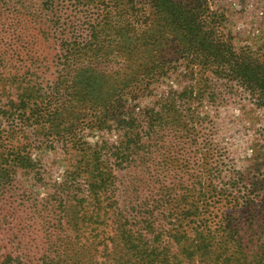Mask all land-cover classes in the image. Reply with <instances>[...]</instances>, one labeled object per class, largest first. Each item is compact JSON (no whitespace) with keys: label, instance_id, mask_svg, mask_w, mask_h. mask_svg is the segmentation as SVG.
I'll return each instance as SVG.
<instances>
[{"label":"trees","instance_id":"1","mask_svg":"<svg viewBox=\"0 0 264 264\" xmlns=\"http://www.w3.org/2000/svg\"><path fill=\"white\" fill-rule=\"evenodd\" d=\"M87 1L0 0V229L14 227L0 264H264V36L238 47L209 0H94L81 17ZM51 28L58 76L42 86L28 79L46 65L33 32ZM172 75L198 82L196 99L165 93L176 121L189 96L219 101L190 157L163 153L159 110L126 104ZM233 107L237 155L214 131ZM57 150L64 172L40 211L18 178Z\"/></svg>","mask_w":264,"mask_h":264},{"label":"rangeland","instance_id":"2","mask_svg":"<svg viewBox=\"0 0 264 264\" xmlns=\"http://www.w3.org/2000/svg\"><path fill=\"white\" fill-rule=\"evenodd\" d=\"M212 9L214 11H218L224 14L225 23L224 28L227 32L230 33L232 37L235 39V44L240 47L245 45L248 42L261 43L260 38L264 36V0H209ZM99 2L94 0H88L85 3L87 10L81 17H89L93 13L98 11ZM86 10V9H85ZM93 10V12H92ZM63 14H70V10L64 9ZM37 20L38 14H36ZM66 16V15H65ZM84 21V20H82ZM41 26V25H40ZM45 28V27H43ZM56 30L49 29L47 31H35L33 32L34 36V49L32 54L38 58V60L43 61L44 64L40 69L42 71H37L35 67L40 66L39 61L36 65L33 66L32 74L28 79H32V82H36L37 84H42V86H46L45 83L49 81L52 82L54 78L58 76L57 72V61L54 58V55L59 51V35L55 33ZM32 49V48H31ZM54 61V64H52ZM118 65L121 67L122 63ZM115 66L114 69L120 68ZM180 72V71H178ZM158 77L155 78L154 81L150 82L149 92H145L142 96H139V100H133L129 97L126 99V104L130 106H134L135 104H139L141 108H149L154 110H159L161 112L162 118V127L160 128L161 137H159L158 142L162 143L163 153L170 149L173 153H184L187 157L193 156V147L191 145L194 141L198 140L200 143L206 140V136L209 133V124L210 118L215 113V106L219 104V101L211 103L206 94H211V90L205 91L202 95L204 96V100L201 102H197V100H191L190 96L186 100L188 106L191 107L192 111L196 109V114L194 115V111L190 110H181L178 112V120L176 121L177 115L174 114L173 111H169V108L162 106L164 102V95L168 90L171 89H183L190 86L191 90L194 93V97L196 99L198 82L195 80H191L190 77L179 78L177 75H172L169 79H164L162 82H156ZM178 79V80H177ZM51 85V84H50ZM44 94L46 91H44ZM43 95V94H42ZM178 104L180 102L177 101ZM177 104V107L179 105ZM146 108V109H147ZM238 108L233 107L229 110L224 111V109H220L217 118H215V137L220 142L226 141V144L235 152V155L239 154V149L244 145V141L246 140V133L241 126V114L237 110ZM199 113V116L197 115ZM97 140L96 138L93 141ZM57 145H61V143H56ZM174 148V150H173ZM237 153V154H236ZM35 155L34 158H38L39 164L38 166L42 169L40 176L39 175H29V176H19L18 181L19 184H22V191L26 190L27 192H31L29 196H27L26 200H32L30 203L35 209L43 210V202L46 200L48 193L51 192V187L49 186L50 181L59 180L62 178V174L64 172V159L62 153L60 151H52V152H43L41 158ZM45 177V182L40 180ZM32 182L36 186L26 187V183ZM43 184V185H41ZM27 218H38L36 216V212H33L31 216ZM31 225L32 221L26 220L23 221L21 227L25 225ZM1 230V229H0ZM39 230L44 232L41 229ZM14 231V227L5 226L0 231V244H4L9 237H11L12 232ZM17 232V231H15ZM22 233V232H18ZM29 235V243L33 239V233L28 232ZM37 243L41 238L40 235L35 236Z\"/></svg>","mask_w":264,"mask_h":264}]
</instances>
